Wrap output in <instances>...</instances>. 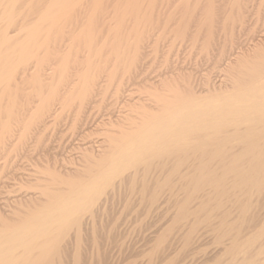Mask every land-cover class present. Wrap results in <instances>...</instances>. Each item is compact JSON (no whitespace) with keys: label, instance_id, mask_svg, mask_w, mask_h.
<instances>
[{"label":"bare ground","instance_id":"1","mask_svg":"<svg viewBox=\"0 0 264 264\" xmlns=\"http://www.w3.org/2000/svg\"><path fill=\"white\" fill-rule=\"evenodd\" d=\"M21 1L27 11L35 9L36 13L33 10L30 16L29 11L28 16L25 8L19 7L22 3L17 5ZM25 1L0 0L1 187L17 182L16 173L13 180V171H7L14 167L11 162L21 164V157L24 165L32 161V169L27 166L29 171L21 174L20 180H25L22 194L15 191L21 187L13 189L12 185L13 193L7 187L8 197L5 188V196L0 194L7 198L4 202L0 199V264H111L114 248L134 258L129 264H264L263 1L257 0L260 6L254 22L263 21L257 35L259 31L247 25L250 0H172V9L162 16L155 7L158 0H113L120 5L116 2L114 10L112 0H106L110 6L103 0H90L92 4L84 0L85 6L82 0H41L45 3L40 6L36 0L38 10L35 0ZM101 4L111 10L100 13ZM86 7L92 11L88 13ZM95 11L99 15L93 14ZM237 22L239 28L243 25L250 30L246 39L243 36L246 42L240 40ZM163 39L169 42L168 55L164 57L163 49L160 51L165 63L177 42L185 41L190 43L187 52L199 48L190 54L196 52L201 60L184 63L187 58L183 57L182 62L178 58L174 62L170 56L171 66L157 74L161 76L158 80L143 85L139 83L143 78L137 82L134 76L132 90L116 84L123 79L124 84L129 83L131 79L124 78L126 72L122 74L120 68L142 65L139 63L148 48L156 58V47L164 46L156 42ZM80 44L87 45L83 51ZM204 62L213 65L212 70L220 68V74L205 73ZM102 71L107 72L105 76ZM145 77L146 81L149 77ZM115 78L119 81L114 82V93L120 97L129 93L124 109L115 102L116 93L111 97L113 91L107 90ZM103 87L107 98H114L112 106L122 107V113L118 110L121 114L111 108L110 114L105 105L99 106ZM135 91L145 94L135 97ZM107 101L101 103H111ZM92 104L99 106L100 112L108 110L106 115L101 112L108 120L98 108L95 111L105 121L97 119L96 113V119L85 118L92 114L88 112ZM69 105L74 107H70L74 114H69L74 117L72 126H67L69 115L68 119L61 114ZM86 109L88 114L83 117ZM82 117L97 120L98 125L92 123L102 136L99 140L90 138L95 131L91 120L87 123L93 131L83 120L90 133L85 127L82 132V123H78ZM58 118L66 124L58 123ZM49 123L59 130L55 133L51 126L46 132L51 131L49 136L59 135L63 123L72 129L71 137L79 128L77 134L84 136L79 140L85 141H80L75 153L78 161L64 158L66 164L61 161L59 167V155L58 162L45 165L52 154L46 153L43 163L41 157H34L37 153L31 146L25 151L34 134L35 139L40 136L33 139V148L38 141L44 147L41 139L46 137ZM75 124L80 126L74 128ZM38 148L35 151L42 156L44 148L42 152ZM17 151L22 156L14 154ZM14 155L21 157L10 162ZM19 164L14 172L23 169ZM7 175L12 178L9 182ZM125 224L129 227L121 230ZM134 235L142 237L139 250V242L132 243L129 238L130 244L123 238ZM132 244L137 251L131 249L130 254L126 250L133 248Z\"/></svg>","mask_w":264,"mask_h":264},{"label":"rangeland","instance_id":"2","mask_svg":"<svg viewBox=\"0 0 264 264\" xmlns=\"http://www.w3.org/2000/svg\"><path fill=\"white\" fill-rule=\"evenodd\" d=\"M24 1H25V0H24ZM27 1H28V0H27ZM27 1H25V2H27ZM29 1H30L29 3H31L32 0H29ZM38 1H39V5H40V6H43L44 3H45V2L42 1V3H43V4H42V3H41V0H38ZM38 1H37V2H38ZM44 1H46V0H44ZM103 1H104V2H103L104 4H106V5L109 4V6H110V3L107 2V1H109V0H107V1H106V0H103ZM158 1L161 2L162 0H161V1L158 0ZM158 1H157V2H158ZM166 1L170 2V1H172V0H163L162 2H164V3H163L162 5H161V3H159V2L156 3V5H155V7L157 6V8H159V9L161 10L160 14L158 13L159 16H160V15L162 16V14L164 13V11H165V13H166V12H167L166 9H170V10L172 9V8H170V7H171V6H170V5H171V2H170V4H168V2L165 3ZM258 1H259V0H258ZM258 1H257V0H256V1H254V0L251 1V0H250L249 3L247 4V7H246V8H247V9H246V11H247V15H248V17H249V18L247 19V22H248V23H247L248 28H249V29L251 28L252 30H253V28H256V31H259V30L262 29V28L260 27L262 23L260 24V22H263V21H259V24L254 22V21L257 22V17H258V16H257V13H256V12L259 11V9H258V8H259L258 6H260V3H259V2L263 1V3L261 2V4H262V7L264 8V5H263V4H264V0H260L259 2H258ZM25 2H24V3H25ZM86 2H87V3H86ZM86 2H85L86 5L88 4V7H89V2H90V0H89V2H88V1H86ZM91 2H92V1H91ZM91 2H90V4H92ZM106 2H107V3H106ZM109 2H111V1H109ZM112 2H113V3H111V4H113V6H112V5L110 6V7L112 8V10H114V7L116 8V5H115L116 2H118L117 4H118V6H120V5H119V1H115V3H114V1L112 0ZM252 2H253V4H254V6H253ZM257 2H258V4H257ZM21 3H22V4H21ZM29 3H28V5H29ZM103 3H102V4H103ZM20 4H21L22 6H21ZM26 4H27V3H26ZM26 4H25V5H26ZM34 4H36L35 8H37V10H38V8H40V6L37 5L36 0L34 1ZM82 4L85 6V4H84V0H82ZM102 4H101L102 10L99 9V12L101 13L103 10H105L104 12L109 11L110 7H109V9L107 10L108 6H105L106 8H104V7H103L104 4H103V5H102ZM166 4H167V5H166ZM17 5H20L19 7H20V8L22 7L23 9H24L25 7L28 8L27 6H23V1L19 2V4H17ZM31 5H33V4H31ZM31 5H30V6H31ZM159 5H161V6H159ZM168 5H169V6H168ZM251 5H252V7H251ZM255 5H256V6H255ZM37 6H39V7H37ZM91 6H92V5H90L89 8H91ZM118 6H117V7H118ZM167 6H168V8H166ZM32 7L34 8V5H33ZM101 7H100V8H101ZM257 7H258V8H257ZM26 8H25V10H26L25 12L28 14L30 10L27 11ZM84 8H85V7H84ZM86 8H87V7H86ZM251 8H253V10H252ZM263 8H262L261 10H263ZM16 9L19 10L18 7H17ZM87 9H88V8H87ZM159 9H157L155 12H157ZM163 9H164V10H163ZM256 9H257V10H256ZM18 10H17V11H18ZM33 10L35 11V9H33ZM33 10H32V11H33ZM97 10H98V9H97ZM110 10H111V9H110ZM20 11H21V10H19V12H20ZM32 11H30V16H31V12H32ZM34 11H33V13H34ZM91 11H92L91 9H90V10H89V9L87 10L88 13H90ZM19 12H17V13L19 14ZM23 12H24V11H23ZM96 12L98 13V11H95L93 14H96ZM158 12H159V11H158ZM248 12H249V13H248ZM21 13H22V12H20V14H21ZM33 13H32V14H33ZM35 13H36V11H35ZM24 14H25V13H24ZM24 14H22V16H23ZM156 14H157V13H156ZM249 14H250V15H249ZM25 15H26V14H25ZM25 15H24L23 17H25ZM33 15H35V14H33ZM98 15H99V13H98ZM18 16H19V15H18ZM20 16H21V15H20ZM28 16H29V14H28ZM28 16L26 15V18H29ZM250 17H251V18H250ZM254 17H256V20L254 19ZM99 19H100V18H99ZM250 19H251V20H250ZM28 20H30V18H29ZM249 20H250V21H249ZM260 20H261V19H260ZM251 21H252V22H251ZM253 22H254V23H253ZM98 23L101 24L100 20L97 22V24H98ZM99 24H98V25H99ZM238 25H239V26H238ZM245 25H246V24H245ZM252 25H253L254 27H253ZM255 25H257V26L260 25V26H259V27H257V26L255 27ZM240 26H241V25L239 24V22H237V29H236V30H237V31L239 32V34H240V40L243 39V36H244V38L246 39V35H247V36L249 35V31H250L251 29L248 31L247 26H244V27L246 28V30H245L244 27H243V25H242V27H241V28L243 29V30H242L241 28H239ZM252 27H253V28H252ZM238 28H239L240 30H239ZM257 28H258V29L260 28V29L258 30ZM244 30H245V31H244ZM242 31H244V32H242ZM247 31H248V34H245V33H247ZM253 31H255V30H253ZM256 31H255V32H256ZM241 32H242V33H241ZM257 33L261 34L260 31H259V32H256V35H257ZM243 34H244V35H243ZM259 34H258V35H259ZM245 39H243V40H241V41H244ZM154 40H155V39H154ZM160 40H162V39H160ZM247 41H248V40H247ZM153 42H154V41H153ZM153 42H151L150 44H153L154 47H156L157 44H158L159 42H160L161 44L164 45V46H163V45H161V44L159 43V45H160V46H163V48L158 49L159 47H158V46L156 47V49H157L156 52H159L158 55L156 56V58H154L155 55L153 56L152 53H151L152 51L149 50V48H148V50H147L148 52H147V53H148V55H149L150 57H149V56H146V54H147V53H146V54L144 55V57L146 56L148 59H147V58L144 59V57H143V59H141V61H140V63H139V64H142V65H138L139 67H134V68H131V67H130V68H127V70H124V67H121L120 69H123L122 71H124V72H121L122 74H124V73L126 72V74H129V75H130L131 73H133V70H134V69H135V71H134L133 74H131V75H133V76H130V77H129V75H127V77H126V74H124V78H130V79H131V80L128 79L129 81L127 80V81L129 82V83L127 82V83H128L127 85L124 84L125 79L121 80L122 82L120 81L119 83H116L117 81H119V80L116 79L117 77L115 78V81H114V80H113L112 82L109 81L110 84L112 83V84H111L112 88H111V86L108 84L110 87H108V85H107V87H108L107 90L110 89V90L113 91V93H112L110 90H109V91H110L111 93L108 91V92L110 93L111 97H112V94L114 95V94L116 93V92L114 93V90H113V89H114L118 84H121V87H122L123 85H125V86L122 87L123 89L127 87L126 89H130V88H131L130 90H132L133 88H135V87L132 86V85H135L136 83H135V84H132V82L134 83V80H133V79H135L136 76H137V79H138L137 82H139V81L141 80L140 78H143V80H144L145 75H146L145 79H146L147 77L150 78V79L147 78V79H149V80L146 79V81H145V80H144V81L141 80V82H139V83H141V84L144 85L145 82H150V81L152 82V80L154 81V80H156V79L158 80V77H161V76H160V75H157V74H161V72L164 73V72H165V71L171 66V65H170V60L172 59V58H170L171 55L169 56V59H170V60H169V63H168V62L165 63V62L167 61V59L164 60V59H165L164 57H166V55H168L167 51H168V49H169V48H168V46H169V42H168L167 40H165V39H163V41H159V40H157V42H156L157 44H154ZM164 42H166L167 44L164 43ZM185 42H186V43H185ZM185 42H184L185 45L187 44L186 46L184 45L185 48H184V46H183L184 43L181 44V43H178V42H177V44H176V45H178L177 49H175V48L172 49V53H171V54L174 55V53L176 52V54H175L174 56H173V55L171 56V57H173V61L176 62L175 60L178 58V61L182 62L184 58H187V60L184 59V63H185V62H191V63L193 64L196 60H197V61H198V60H201V58H198V54L196 53V52L199 51V48H198V51H197V49H196V50L193 49V50L196 51V52H195L194 54H190V53L192 52V51L189 52V51H190V48H189V47H190V46H189L190 43L188 42V43H189V45H188L187 41H185ZM245 42H246V40H245ZM153 45H149L148 47H150V46L153 47ZM155 45H156V46H155ZM165 45H166V46H165ZM176 45H174V47H175ZM179 45H180V46H179ZM80 46H82V44H80ZM86 46H87V45L82 46L80 49H79L78 46H77V47H78L79 50H82V51H83L82 48H84V47H86ZM188 46H189V47H188ZM77 47H76V48H77ZM152 47H151V48H152ZM154 47H153V48H154ZM180 47H181L182 49H181ZM146 48H147V47H146ZM178 48H179V49H178ZM161 49H163V50L161 51ZM164 49H166V50H164ZM180 49H181V50H180ZM154 50H155V48H154ZM158 50H159V51H158ZM175 50H176V51H175ZM177 50H178V51H177ZM179 50H180V53H177V52H179ZM186 50H189V51L187 52ZM143 51L145 52L146 50L144 49ZM160 51H161V52L164 51V52H163V53H164V57H163V55H162L163 53H160ZM174 51H175V52H174ZM185 51H186V52H185ZM194 51H193V52H194ZM153 52H154V54H155V51H153ZM193 52H192V53H193ZM187 53H188V54H187ZM189 54H190V55H189ZM196 54H197V55H196ZM159 55H162L163 58L160 57ZM191 55H192V56H191ZM194 55H196L197 57H196V56L194 57ZM175 56H176V57H175ZM151 57H152V58H151ZM174 57H175V58H174ZM183 57H184V58H183ZM189 57H190V59H189ZM191 57H192V58H191ZM193 57H194V59H193ZM199 57H200V55H199ZM195 58H196V60H195ZM146 59H147V60H146ZM149 59H150V60H149ZM189 60H190V61H189ZM192 60H194V61L192 62ZM143 61H146V63H147V62H149V63L144 64L145 62H143ZM155 61H156V62H155ZM174 62H173V63H174ZM164 63H165V64H164ZM173 63L171 62V64H173ZM143 64L146 65V67H145ZM167 64H168V65H167ZM188 64L190 65V63H188ZM202 64H203V62H202ZM151 65H152V66H151ZM169 65H170V66H169ZM147 66H148V67H147ZM209 66H210V67H209ZM212 66H213V65H206V62H204V66L202 65V68L205 69V70H204L205 73H209V72H210L211 75H212V76L214 75V77H215V76H217L218 74H220V73H219L220 71H218V70H220V68H218V70H217V68L214 67L215 69L213 68V70H212ZM126 67H128V66H125V68H126ZM144 67H145V68H144ZM167 67H168V68H167ZM208 67H209V68H208ZM137 68H138L139 70H138ZM142 68H144L145 70H143ZM148 68H149V69H148ZM165 68H166V70H165ZM120 69H119V73H118V76H119L118 78H120V75H121V74H120ZM128 69H129V70H128ZM146 69H147V71H146ZM210 69H211V70H210ZM130 70H131V72H127V71H130ZM164 70H165V71H164ZM216 70H217V72H216ZM140 71H142V72H141V73H142V74H141L142 76H143V73H145V71H146V73H145V75H144L143 77H140V74H139ZM102 72H105V73H102L101 76H105V75H103V74H106V73H107L106 71H102ZM135 72H136V73H135ZM100 73H101V72H100ZM134 74H135V75H134ZM136 74H137V75H136ZM134 76H135V77H134ZM121 77H122V76H121ZM131 77H133V78H131ZM151 77H152V78H151ZM154 77H155V79H154ZM101 78H102V77H101ZM103 79H104V77H103ZM103 79H101V80H103ZM151 79H152V80H151ZM116 80H117V81H116ZM135 81H136V80H135ZM102 82H103V81H102ZM102 82H101V84L103 85L104 82H103V83H102ZM109 82H108V83H109ZM114 82H115L117 85H116ZM125 83H126V82H125ZM139 83H137L136 86H138V85L140 86ZM105 84H106V83H105ZM113 84H114V85H113ZM114 86H115V87H114ZM131 86H132V87H131ZM139 86H138V87H139ZM103 88H104V87H103ZM105 89H106V88H104V92L106 91ZM123 89H122V90H123ZM140 89L142 90V86L140 87ZM101 90H102V91H101ZM101 90H100V91L103 92V89H101ZM141 90H140V91H141ZM128 91H129V90H127V92H128ZM140 91H135V92H133V96L138 97V96H143V95L145 94V93H143V92H141V93H143V94H141ZM101 92H100V94H102ZM120 92L125 94L126 90H125V92H124V91H123V92L120 91ZM127 92H126V93H127ZM138 92L140 93V95H139ZM97 93H98V92H97ZM98 94H99V93H98ZM104 94H105V95H104ZM104 94H103L104 97L101 96V95H100L99 97H103V98H105V99H103V98H100V99H101L102 101H104V102H105V100H106V101L108 100V101L111 102V103H108V101H107L108 105H106V103L104 104V102H103V104H102V103H101L102 101H101V100L98 101L99 99H97V102H100L99 106H100V105H101V106H102V105H105L104 107H105V108L107 107V109L110 110V111H109L110 114H112L111 109H113L115 113L117 112V113L121 114V113H122L121 108L123 107V105H125V102L129 99V98L127 97V95H128L129 93H128V94H125L126 96H125L124 94H122V95H124V97H126V98H124L123 96L120 97L121 94H117V93L115 94L116 97H118V96L120 95V96H119V99H121V98H124V99H125V100H124V99L119 100L118 98L115 97V102L118 100V101L121 103V104H120V103H117V102H116V103L118 104V106H119V104H120V106H122L121 108L116 106L117 109H114V108H116V107H115V106H112V102H113V105H115V104H114V101H113L114 98H112L111 100H109V99L111 98V97L109 96V94H108V96H109L110 98H109V97L107 98V95H106L107 93H106V92H105ZM96 95H97V94H96ZM96 95L94 96L95 98H93L94 100L96 99V97H98V95H97V96H96ZM136 95H137V96H136ZM121 101H122L123 103H122ZM127 102H128V101H127ZM127 102H126V103H127ZM96 104H97V103H96V100H95L94 105L97 106ZM109 104H110V106H112V107H110ZM122 104H123V105H122ZM94 105H93V104L90 105V106H91V107H90V110H88L89 108L86 109V112H84V114L82 113V116L84 117L85 114H88V113H87V110H88V112L90 111V114H91V113H92V114H91V115H89V114H88V115H85V118H86V116H87V117L93 116V114L96 113L95 117L98 115V118L96 117L97 119H100V121H101V120H104V119H101V117H99V114H98V113L100 112V109L98 108L99 106L97 107V108L99 109V112H98V111H95V109H96V110H98V109H97L96 107L94 108ZM68 107L70 108L71 105H69ZM68 107H66L67 110H68ZM108 107H109V108H108ZM71 108H74V107H71ZM71 108H70V111L68 110L69 112H68L67 110H65L64 113H61V114H64V115H65V118H68V117L70 118V119L68 118L69 120H68V122H67V126H70V125H71L70 122H71L72 118H74V117H72L71 115H69V114H71V113L74 111L73 109L71 110ZM93 108H94V109H93ZM100 108H103V107H100ZM105 108H103V109H105ZM110 108H111V109H110ZM119 108H120L121 113L118 111ZM91 109H92V112H91ZM123 109H124V107H123ZM115 110H116V111H115ZM71 111H72V112H71ZM105 111H106V110H105ZM105 111H102V109H101V112L104 113ZM107 111H108V110H107ZM107 111H106V114H107ZM66 112H68V114H65ZM101 112H100V113H101ZM115 113H114V115H115ZM117 113H116V114H117ZM61 114H60V117H59V118H61V117L63 116V115H61ZM72 114H74V113H72ZM101 114H102V113H101ZM104 114H105V113H104ZM106 114H105V115H106ZM110 114L108 113V117H110V116L112 117V115H110ZM119 114H117V115H119ZM68 115H69V116H68ZM102 115H103V114H102ZM102 115H101V116H102ZM105 115H103L104 118L107 117V116H105ZM109 115H110V116H109ZM114 115H113V117H115ZM66 116H68V117H66ZM83 117H82V119L78 122V123H80V125H81V123L83 122V120L85 119V118L83 119ZM95 117L93 116L91 119H93V118L96 119ZM59 118H58V121H59L58 123H61V121H64V120H63V119H64V116L62 117V118H63L62 120L59 119ZM102 118H103V117H102ZM91 119L89 118L88 120L90 121ZM65 120H66V119H65ZM73 120H74V119H73ZM73 120H72V122H73ZM85 120H86V119H85ZM85 120H84L85 125H86L87 127H89L90 125L87 123L88 120H87V121H85ZM105 120H108V118H105ZM105 120H104V121H105ZM89 121H88V122H89ZM94 121L97 122V120H94ZM94 121L91 120V121H90L91 124L95 123L96 125H98V124H97L96 122H94ZM84 122H83V123H84ZM90 122H89V123H90ZM92 122H93V123H92ZM98 122H99V121H98ZM53 123H56L55 125H57V122H53ZM53 123H51V124L49 123V125H50V127L48 126L49 129H46V130H45L46 137L42 138V139H44V140L41 139V141H45V142H44V147H42L43 145L41 146V144H40V143H42V142L39 143V141H38V142L36 141L37 144H38V145H37V148H38L39 146H41L42 148H44L43 151H45V153L42 152V150H41L42 148H41L40 150H39V148H38V150L41 151V152H42L41 154H43L44 156H43V155L40 156V152L38 153V151H35V150H37V148H35V149L33 148V144H32V143H34L33 139H35V135H36V134H34V136L32 135V138L30 137L31 139L29 138V139H30V143H31V145H29V142H28V144L26 145V147H24V149H25V151H26V150H27V146H28V150H29V146H31L30 148H31L32 150H34L35 153H37V154L34 153V154H35L34 157H41V158H42L41 160H43V163H44V159H46V153H47V155L52 154V155H50L51 157H50V156H49V158L47 157V159H48L49 161H46V160H45V165L48 164L47 162H49L50 164H52V163L55 164V162H58V161H56V160H60L61 158H62V159H61L58 163H60L62 160H64V158H65V160H66V158L69 159L70 157H73V158H74V157L76 156L75 153L79 151V148L81 147L82 143L85 141V140H83V142H82V140H79V138L82 139V137H84V136H81V135L79 134V133H81V132H79L80 130L78 131L79 128H77V126L79 127L80 125L78 124V125L76 126V124H75V127H74V128H77V131H76V129H75V130H74V131H76V132H74L75 136H74V137H71V135H73V134H72L73 131H72V129H71L70 127H69V129H67L66 125H64V123L66 124L65 121H64L63 124H61L62 127H61V125H59V126L62 128V129H61V128L59 127V128L61 129L60 132H61L63 129H64V130H63L61 133H60V132H57V133H59V135H58V134L53 135V136L56 138V139H53L54 137H53L51 134H50V136L48 135L51 131L48 132V133H46L47 130H51L52 128H53V131H54V130L59 131L58 128L56 129L57 126H56L55 129H54L53 126H55V125H53ZM83 123H82V126H81V127L83 128V129H82V132L84 131V127H85V125H84ZM86 123H87V124H86ZM69 124H70V125H69ZM73 124H74V122H73ZM83 125H84V126H83ZM88 125H89V126H88ZM96 125L94 126V124H93V125H91V127H94V130H95V129L97 128ZM51 126H52V128H51ZM71 126H72V125H71ZM81 127H80V129H81ZM87 127H85V130H86ZM91 127H89V129H90ZM50 128H51V129H50ZM66 129H67V130H66ZM92 129H93V128H91V130H92ZM89 131H90V130H89ZM89 131L86 130L85 132H89ZM92 131H93V130H92ZM54 132L56 133V131H54ZM77 132H79V133L77 134ZM52 133H53V132H52ZM62 133H63V134H62ZM89 133H90V132H89ZM53 134H54V133H53ZM77 135H78V136H77ZM79 135H80L81 137H79ZM91 135H92V136H91L90 138L94 137V138H95V139L93 138L94 140H96V138L99 140L100 137H102L101 134H99L98 132L96 133V130L93 131V132L91 133ZM37 136H38V135H37ZM39 136H40V135H39ZM39 136H38V137H39ZM48 136H49V137H48ZM51 136H52L51 139H52L53 141H50V137H51ZM60 136H61V137H60ZM62 136H63V137H62ZM64 136H65L66 138H65ZM99 136H100V137H99ZM38 137H36L35 140H37ZM42 137H43V136H42ZM98 137H99V138H98ZM59 138H60V139H59ZM45 139H46V140H45ZM70 139H71V140H70ZM38 140H39V139H38ZM61 140H62L63 143L61 142ZM66 140H67V141H66ZM31 141H33V142H31ZM80 141H81L82 143H80ZM36 142H35V145H36ZM75 142H76V143H75ZM57 143H58V144H57ZM59 143H61L60 145H62L61 148H60V146H59V148H58ZM78 143L80 144V146H79ZM65 144H66V145H65ZM68 144H69V145H68ZM70 144L73 145V146L76 145V148L74 147V149H73V148L71 149V145H70ZM51 145H52V146H51ZM55 145H56V146H55ZM63 146H67V147L65 148V147H63ZM73 146H72V147H73ZM77 146H79L78 149H77ZM68 147H69V148H68ZM45 148H46V149H45ZM63 148L66 149V152H65V150H64ZM24 149H22V150H24ZM56 149H57V150L59 149V150H58L59 152H58V151L56 152ZM75 149H76V150H75ZM32 150H31V151H32ZM61 150H62V151L64 150V152H62ZM67 150H69V151L67 152ZM25 151H24V153H25ZM31 151H30V154H31ZM51 151H52V153H51ZM54 151H55V152H54ZM19 152H21V150H20ZM19 152H18V151H17V152H14V154L18 153L17 155H19V154H20ZM32 152H33V151H32ZM60 152L62 153V155H61ZM24 153L21 152V154H22L23 156H24ZM27 153H28V151H27ZM55 153L58 154V155H56ZM59 153H60V154H59ZM64 153H66V154H64ZM21 154H20V155H21ZM38 154H39V155H38ZM53 154H55L56 157H55ZM63 154H64L65 156H64ZM12 155H13V154H12ZM22 155H21V156H22ZM25 155H26V153H25ZM37 155H38V156H37ZM59 155H60V157H61L60 159H58V158H59ZM21 156H20V157H21ZM31 156H33V153H32ZM52 156H53V157H52ZM57 156H58V158H57ZM14 157H15V159H19V158H20L19 156H18L19 158H18V157L16 158V155H14V156L11 157L10 162L13 161ZM26 157L29 158V155H27ZM34 157H32L31 159L34 160V159H33ZM43 157H44V159H43ZM21 158H23V160L19 159V160L21 161V164H19L20 162H19L18 160H16V164H17V165L19 164L20 166H22V164H23L22 161H24V157H21ZM28 158H27V159H28ZM51 158H52V159H51ZM56 158H57V159H56ZM36 159H38V158H36ZM54 159H55V160H54ZM38 160H39V159H38ZM50 160H51V161H50ZM52 160L55 161V162H53ZM14 161H15V160H14ZM14 161H13V163L11 162V164H10V163H9V164H10V167H11L12 164H13V166L15 167V170H16V169H17V165H16V166L14 165V164H15ZM17 161H18L19 163H18ZM30 161H31V160H30ZM34 161L38 162L37 160H34ZM34 161H33V163H34ZM39 161H40V160H39ZM73 161H75V162L78 161V158H74ZM27 162H28V161L26 160L25 163L28 164ZM31 162H32V161H31ZM31 162H29V163L31 164ZM36 162H35V164L32 163L33 167H36ZM62 162H63V161H62ZM62 162L60 163V165H59V164H57V165H58L59 167H62V166H63ZM64 162H66V161H64ZM64 162H63V163H64ZM9 164H8V165H9ZM30 164H29V165H24V164H23V166H22L23 169L25 170V169L27 168V166H28L29 168L32 169V167H30V166H31ZM64 164H66V163H64ZM34 165H35V166H34ZM20 166H18V168H19L18 170H19V171L22 169V167L20 168ZM14 167H13V168H14ZM8 168H9V167L7 166V169H8ZM13 168H12V169H13ZM29 168H27L25 171L22 169L20 173H19V172H14V170H12V169H10V168H9L10 170H7V171H11V172L13 171V173H14V174L12 173L13 175L9 172V174L12 175V178H14L15 173H16V176H15V177H16V181L18 182V179H19V180H20V179H23V177H21V174H22V176H23V174H26V171L28 172V171H29ZM16 171H17V170H16ZM3 172H4V171H3ZM23 172H24V173H23ZM4 173L7 174L8 172L5 171ZM17 173H18V174H17ZM2 174H3V173H1V175H2ZM6 174H5V175H6ZM9 174H8V175H9ZM19 174H20V175H19ZM8 175H7L6 179H7L8 182H9V181H11L12 178L10 179L11 175H10V177H9ZM17 175L19 176L18 178H17ZM2 176H3V175H2ZM8 177H9V178H8ZM1 179H3V178H1ZM1 179H0V181H1ZM13 180H15V178H14ZM13 180H12V182H13ZM4 181H5V178H4ZM16 181H15V182H16ZM1 182H2V181H1ZM1 182H0V183H1ZM17 182H16V183H17ZM19 182H20V186H19V183L16 184V183H10V182H9L10 184L7 183V184H8V185H7V184L5 183V185L8 187V189L10 188L11 190H13L14 187L16 188V186H17V187H21V188H18L19 190L16 188L17 190L15 189V191H16V192L18 191L17 193L22 194V193H21V190L23 191L22 186H24L25 180H22V181L20 180ZM2 183H3V182H2ZM21 183H23V184H21ZM13 184H15V186H14ZM9 185H10V186H9ZM11 185L13 186V189H12V186H11ZM1 186H2V184H0V188H1L3 191L1 190L2 192L0 191V192H1L0 194H3V195H4V193H5V192H4V188H5V187L3 188V187H1ZM3 186H4V185H3ZM7 187H6L5 189H7ZM25 187H26V186H25ZM8 189H7V190H8ZM10 189H9V190H10ZM26 189H27V188H24V191H25ZM7 190H6V193H7ZM9 190H8V193L6 194V197H8V194H9V192L11 191V190H10V191H9ZM3 192H4V193H3ZM16 192H15V194H16ZM10 193H13V192L11 191ZM3 195L0 196V199L2 198V199H1L2 201H1V202H4V199L6 198V197H4L5 195H4V196H3ZM10 195H12V194H10ZM13 195H14V194H13ZM2 196H3V197H2ZM3 198H4V199H3ZM6 200H7V198H6ZM6 200H5V201H6ZM8 204H9V203H8ZM0 207H1V204H0ZM126 224L130 226L131 223H130V222H127ZM126 224H125V225H122L120 229L122 230L123 227H125V226H126L125 228L129 227V226H127ZM125 228H124V229H125ZM124 229H123V230H124ZM122 237H123V236H122ZM132 237H133V236H132ZM132 237H126V236H125V237H123V238H124L125 240H127V242L133 240L132 243H134V242L136 241L135 244L139 242V243L137 244V247H138V245H140V246L142 245V241H141V238H142V237H141V235H140V236L134 235L133 238L136 237V239H132ZM139 237H140V238H139ZM129 238H131V240H130ZM128 239H129V241H128ZM129 243H130V242H129ZM129 243H128V244H129ZM130 244H131V243H130ZM130 246H132L133 248H129L130 250H126V251H127V252L129 251L130 254H131V251H132L131 249L134 250V248H135V250H136L137 247L134 246V244H132V245H130ZM140 246H139V247H140ZM139 247L137 248L138 250H139ZM114 249H115L114 252L116 253L115 256L120 255V257H121V258H120V257L118 258V256H117V258H116V257L114 256V253H113L112 258L114 257V261H117L116 259H119V260H118L119 262L117 261L118 263L115 262V264H116V263H117V264H127V263L129 264V261L131 262V260L134 259V258H130V255H129V254H128V255H129V258H128V257L126 256V255H127L126 252H124V254H123V253L121 254L119 251L116 252V249L118 250V248H114ZM135 250H134V251H135ZM136 251H137V250H136ZM117 253H119V254H117ZM125 253H126V255H125ZM124 255H125V257H124ZM122 256H123V257H122ZM126 257H127V258H126ZM131 257H132V256H131ZM120 259H121V260L123 259L124 261L126 260L125 263H122L123 260L121 261ZM129 259H131V260H129ZM112 260H113V259H112ZM139 260H140V259H139ZM114 261H112L113 264H114ZM120 261H121V262H120ZM112 263H111V264H112ZM139 264H140V263H139Z\"/></svg>","mask_w":264,"mask_h":264}]
</instances>
